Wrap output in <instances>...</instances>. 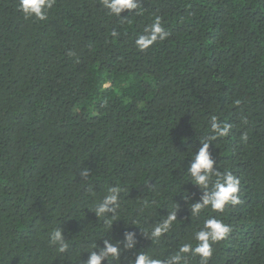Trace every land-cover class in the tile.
Listing matches in <instances>:
<instances>
[{
    "label": "trees",
    "instance_id": "obj_1",
    "mask_svg": "<svg viewBox=\"0 0 264 264\" xmlns=\"http://www.w3.org/2000/svg\"><path fill=\"white\" fill-rule=\"evenodd\" d=\"M121 16L102 0H56L39 21L0 0V264H83L125 230L134 252L166 260L209 218L231 228L209 264H264V0H141ZM156 17L168 36L141 51ZM213 116L231 125L209 150L239 178L241 203L192 217L183 196L202 192L187 168ZM112 186L120 207L97 218ZM173 211L159 242L142 235ZM57 227L64 254L49 244Z\"/></svg>",
    "mask_w": 264,
    "mask_h": 264
},
{
    "label": "clouds",
    "instance_id": "obj_2",
    "mask_svg": "<svg viewBox=\"0 0 264 264\" xmlns=\"http://www.w3.org/2000/svg\"><path fill=\"white\" fill-rule=\"evenodd\" d=\"M55 2L56 0H18V10L26 19L32 18L44 21L47 19L48 13ZM102 3L103 7L111 15L118 18H123L121 13L126 10L129 13L136 12L141 7V0H102ZM117 35V32H112L113 37ZM167 36L168 33L162 27L160 18L156 17L150 25L145 27L144 34L136 38L135 44L139 50L146 51L158 40L164 41ZM230 128V124L221 123L217 117L213 116L211 118V135L200 142L201 146L194 152V156L187 168L191 183L202 192L199 200L195 203H189L192 200L191 195L186 194L183 196L188 208L190 205L189 211L192 217L199 216L205 208L210 207L212 211L222 213L227 206H235L241 203L239 178L231 172L220 173L215 167L216 161L209 150L210 145H212L210 141L217 137L228 136ZM242 139L246 141L247 136L244 135ZM80 176L83 179H87L90 176V170L85 168L80 172ZM120 193L121 188L119 186L109 187L108 194L103 197L92 211L95 216L97 218H107L111 214L114 218L120 207ZM177 211L168 213L165 219L152 226L149 234L142 235L151 242H159L161 237L165 236L178 220ZM106 222L111 223L108 220ZM230 232L231 228L228 224L216 218H209L204 221L203 227L193 234L194 244L191 242L183 243L175 254L170 255L166 260H161L144 251L134 252L139 243L137 234L134 231L125 230L123 239L116 240V243L107 238L103 239L102 247L97 243L94 244L92 250L86 252L88 253V258L83 260V264H110L113 260H122L123 254L127 252H134V259H131L130 264H187L189 257H199V264H209L214 253L213 245L225 240ZM49 244L61 254L67 253L70 247L68 239L63 234V229L59 227L51 231Z\"/></svg>",
    "mask_w": 264,
    "mask_h": 264
}]
</instances>
